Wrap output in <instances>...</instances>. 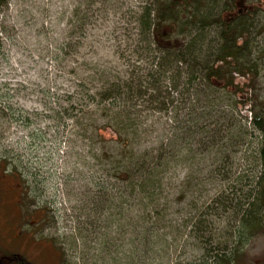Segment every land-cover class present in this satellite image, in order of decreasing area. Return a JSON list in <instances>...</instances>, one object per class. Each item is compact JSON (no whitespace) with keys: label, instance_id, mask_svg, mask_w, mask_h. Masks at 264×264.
<instances>
[{"label":"rangeland","instance_id":"1","mask_svg":"<svg viewBox=\"0 0 264 264\" xmlns=\"http://www.w3.org/2000/svg\"><path fill=\"white\" fill-rule=\"evenodd\" d=\"M205 3L0 0L1 256L57 264L62 250L65 264H203L214 248L228 249L226 264H264V206L251 212L255 228L240 212L253 211L261 173L253 117L264 116V15L248 42L253 70L233 72L231 85L211 78V93H195L170 79L168 95L171 71L149 74L153 56L199 33L203 50L220 45L216 25L194 22L214 18ZM148 5L179 13L143 34ZM128 116L137 143L128 136L120 148L145 152L158 182L149 199L131 182L118 204L93 180L108 176L117 145L106 123Z\"/></svg>","mask_w":264,"mask_h":264},{"label":"trees","instance_id":"2","mask_svg":"<svg viewBox=\"0 0 264 264\" xmlns=\"http://www.w3.org/2000/svg\"><path fill=\"white\" fill-rule=\"evenodd\" d=\"M197 1L198 0H170L169 2L167 1V5L170 7H177L179 4L182 3L186 8L191 7L195 9L194 7L197 4ZM197 5L198 11H200V8L204 10L208 9L207 3L204 4L202 7H200L199 4ZM178 13L179 11L174 12L173 10L168 9L167 6L164 9L163 7L160 8V10L156 12L152 7H150V5H148L147 7L143 8L142 14L140 15L139 31L143 34H148L150 30L154 29L155 25L158 26L160 20H167L173 18L177 16ZM182 13H184V11H182ZM217 18L218 16H215L210 22L204 17H198V19L194 22L198 25L199 29L204 30L209 24H214L217 26ZM155 21H157V23ZM176 23L178 25L188 27L190 29L192 27L191 24L193 22H184L181 20H177ZM221 37V39L218 37V41L220 42V45L218 47L217 45L210 44L213 41L210 40V43L206 46L204 50L203 47L200 46L199 42L200 39L204 40L205 38L203 36V33H199L197 37L191 39L187 44H184V46L181 44V46H178L176 48H166V51H172L175 54L171 55L169 53H166L153 56L151 65L155 66L157 69L153 72H149V74L152 76L153 74H166L167 72L170 73L171 71V78L167 77L168 82L164 85V87L168 89V95L172 94L169 90V86L172 87V91L174 92L177 88L174 83L177 84V81L180 78L184 80L181 82L180 85H182V87L187 86L186 90H188V88H191L192 92L195 93H199V85H201L207 93H211L212 89H214V87H212L213 83L210 80L211 78H222L223 80H225V82L231 85L233 82V72H239L243 74L246 71L249 72L253 70V67L252 69L249 67V65H252L248 62V42L252 38L247 40H241L238 37L229 38L226 37V35ZM197 39L199 40L196 41ZM214 41H217V36ZM170 58H174V62H171L169 60ZM183 64L188 65L186 66L187 68L185 69V71L181 70V65ZM181 74H184L185 76L181 77ZM170 79H172L174 83H170ZM170 102L172 101L170 100ZM253 124L259 131L260 137V146L257 150V156L259 158V166L261 173L256 183V201L254 200L255 202L251 204V208H253V211L240 209L242 210L240 212L244 215L243 221H246L247 228L250 225H254V228L256 226L261 225L260 221H257L258 223H253V214L251 212L254 213V211L256 210L259 211L261 210L262 206H264V116L256 114L253 117ZM107 126L112 127L111 134L115 135L116 137L115 140H113L112 138L111 141H116L117 145L113 144L111 149H109V152L113 159L109 164L111 168H109L106 174L108 176L104 177V179H98L97 181L96 179L93 180L95 187L99 190V195L111 202L114 200H118L119 204L120 200L124 198L127 192L130 194L129 188L131 182H133L137 188V192L140 194V198L149 199L153 194V187L158 182L157 170L156 168H153L155 167V164H153L148 159V157L145 155V152L141 151L139 153H135L131 151L132 148H126L127 151H125L124 146L120 148L123 143L122 141H128L129 138L130 141L135 140L137 143L135 132L136 123L130 116H128L126 117V121L125 118H113L112 120L106 123L105 127ZM125 127L128 129L129 127H131V130L133 131H128L129 133H127ZM128 145H130V143ZM119 152L123 161L120 159V157H117ZM162 165L164 168L165 164ZM109 194H113V196H110ZM255 203H258V208H256L257 205ZM254 218L256 219V217ZM220 250L214 248L208 250L206 255V261L203 264H211V262L214 261V259H216L217 257L218 259H224V263L222 261L223 264L229 263L231 260L227 257V253H225V251H227L228 249ZM4 261L6 262L4 263ZM65 263L66 257L64 258V253L61 250L57 258V264ZM215 263L216 262H214L213 264ZM0 264L31 263L29 261H26L21 255L12 254L8 257L0 255Z\"/></svg>","mask_w":264,"mask_h":264},{"label":"flooded vegetation","instance_id":"3","mask_svg":"<svg viewBox=\"0 0 264 264\" xmlns=\"http://www.w3.org/2000/svg\"><path fill=\"white\" fill-rule=\"evenodd\" d=\"M196 3H201L202 7L204 0H198ZM212 3L215 9L214 17L218 16L216 36L220 39L224 35L241 40L252 38L253 23L258 21V13L262 12L264 15V0H212ZM262 20L264 25V19Z\"/></svg>","mask_w":264,"mask_h":264}]
</instances>
